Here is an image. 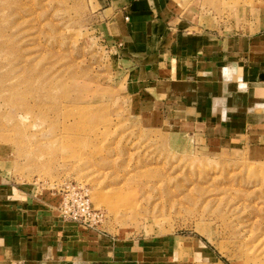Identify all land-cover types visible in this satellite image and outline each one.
Listing matches in <instances>:
<instances>
[{
    "label": "rangeland",
    "instance_id": "obj_1",
    "mask_svg": "<svg viewBox=\"0 0 264 264\" xmlns=\"http://www.w3.org/2000/svg\"><path fill=\"white\" fill-rule=\"evenodd\" d=\"M174 1L194 30L264 35V0ZM98 12L0 0L2 179L144 264H264V129L184 128L130 87Z\"/></svg>",
    "mask_w": 264,
    "mask_h": 264
},
{
    "label": "crops",
    "instance_id": "obj_2",
    "mask_svg": "<svg viewBox=\"0 0 264 264\" xmlns=\"http://www.w3.org/2000/svg\"><path fill=\"white\" fill-rule=\"evenodd\" d=\"M97 3L104 33L138 95L203 137L264 129V35L225 39L194 30L174 0ZM116 246L0 175V264L145 263L143 248L118 252Z\"/></svg>",
    "mask_w": 264,
    "mask_h": 264
},
{
    "label": "built area",
    "instance_id": "obj_3",
    "mask_svg": "<svg viewBox=\"0 0 264 264\" xmlns=\"http://www.w3.org/2000/svg\"><path fill=\"white\" fill-rule=\"evenodd\" d=\"M82 206H83V212L84 213H86L87 215H91V211H90V209L87 207V206H84L85 204H81ZM68 219L69 220H72V221H75L76 220V218L73 216V218H70L69 216H68ZM83 223V225H85V226H87V227H89L90 226V223H88V222H82Z\"/></svg>",
    "mask_w": 264,
    "mask_h": 264
}]
</instances>
